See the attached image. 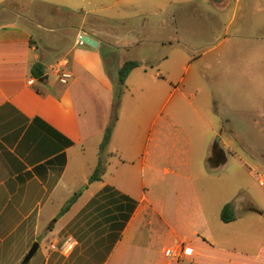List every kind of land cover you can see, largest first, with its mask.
I'll return each mask as SVG.
<instances>
[{
    "label": "crops",
    "instance_id": "crops-1",
    "mask_svg": "<svg viewBox=\"0 0 264 264\" xmlns=\"http://www.w3.org/2000/svg\"><path fill=\"white\" fill-rule=\"evenodd\" d=\"M157 1L160 0H0V264H15L18 259L14 254L21 253L33 238L38 239L42 211L50 213L48 218L52 219L43 229L47 253L40 252L39 242L27 264H264V244L252 253L235 251L216 246L210 235L198 234L194 229L196 224L206 221L199 213L198 200L191 195L189 162L158 161L159 138H153L149 132L143 136L138 129L134 132L137 134L134 142L131 134H126V138L121 136L120 116L106 147L109 158L102 178L88 184L114 104L115 77L108 64L113 65L112 70H117V74L124 62L136 61L124 55L104 58L101 42L97 40L102 30L87 21L88 7L97 4L120 10L150 6ZM173 1L169 0L168 4L174 6ZM195 1L210 5L215 14L221 15L227 12L230 0H185L179 5H191ZM165 13L160 11L162 15ZM33 28L63 32L68 37V47L58 58L48 59L34 41ZM81 36L96 41L97 47L83 44ZM55 48L51 43L45 49ZM36 63L43 67L41 81L30 74ZM57 66L71 73L72 78L66 84L58 80ZM125 155L131 158L125 159ZM123 158L129 168L124 169ZM109 159L118 163L113 164ZM226 161L229 159L224 152L222 164ZM166 165L177 166L178 170ZM170 175L177 180H168L166 177ZM164 181H170L171 187L178 183L176 192L161 191L166 202L157 192H148ZM78 190L81 194L77 200L56 218ZM128 199L136 202L131 211L133 202L128 204ZM190 202L193 209L187 211L188 235L172 249L180 251V257L177 260L166 257L164 252L169 248H157L150 228L175 223L174 219L170 220L171 212L183 219L182 213ZM250 205L252 208L240 211L232 204L235 220L225 224L236 222L246 212L263 214L258 207ZM192 213L197 217L192 218ZM61 222L64 224L60 233L64 230L76 238L61 239L62 236L53 232L54 225ZM146 228L147 244L142 240V230ZM69 238L74 246L64 254L61 247ZM206 251L215 255L208 256ZM227 254L246 257L245 262Z\"/></svg>",
    "mask_w": 264,
    "mask_h": 264
},
{
    "label": "rangeland",
    "instance_id": "rangeland-1",
    "mask_svg": "<svg viewBox=\"0 0 264 264\" xmlns=\"http://www.w3.org/2000/svg\"><path fill=\"white\" fill-rule=\"evenodd\" d=\"M160 1L120 10L97 4L88 7L87 21L102 30L97 40L101 42L104 58L124 55L138 62V67L125 80L122 93L119 86L115 87L117 70L113 71V65L108 64L115 77L112 85L114 97L118 96L120 135L126 138V134H131L134 142L135 129L143 136L149 132L153 138H159L158 161H188L190 194L198 200L199 213L206 221L196 224L194 229L202 236L210 235L216 246L252 253L264 244V184L261 185L264 182V0H230L227 12L221 15L201 1L184 6L179 4L185 0H174V6L168 4L169 0ZM161 10L166 13L160 14ZM142 28L149 31L143 33L139 30ZM32 35L41 54L51 60L58 58L69 45L63 32L33 28ZM51 43L57 48L47 51L45 48ZM214 143L223 148L229 159L218 168H211L206 161ZM105 154L104 166L109 158L106 150ZM126 158L131 157L125 155ZM124 163V169L130 167L128 161ZM166 166L178 170L177 166ZM180 169L183 174V167ZM168 182H159L158 188L148 192L160 196L164 190L176 192L178 183L172 189ZM129 199L128 204L135 202ZM162 199L167 201L165 195ZM172 199L175 202V196ZM232 204L240 211L252 208L250 204H253L263 214L246 212L227 225L221 220V213L226 205ZM188 206L182 213L183 219L171 212L170 220L175 222L171 226L159 224L150 228L159 250L174 249L180 239L187 237L190 220L186 219L193 202ZM49 215L42 211L38 239L33 238L21 253L14 254L18 259L15 264H22L32 246L39 242L40 252L47 253L43 229L52 220ZM191 217L197 216L192 213ZM63 224L54 225L53 232L62 236L61 239L76 238L64 230L60 233ZM148 233L147 228L142 230L145 244ZM206 252L208 256L215 255ZM62 253L68 254L63 250ZM227 255L245 262L246 257Z\"/></svg>",
    "mask_w": 264,
    "mask_h": 264
},
{
    "label": "trees",
    "instance_id": "trees-1",
    "mask_svg": "<svg viewBox=\"0 0 264 264\" xmlns=\"http://www.w3.org/2000/svg\"><path fill=\"white\" fill-rule=\"evenodd\" d=\"M138 67V62L136 61H126L122 64V66L119 68L118 72H117V82H116V86L120 87V93H122L121 88L124 86L125 80L128 77L129 73ZM30 74L34 79H41L44 75V71H43V67L40 63H36L31 67L30 70ZM115 94V93H114ZM115 102L113 104L112 107V112L110 115V119L108 122V125L105 129L104 132V136H103V140L102 143L100 144V148H99V159H98V164L95 168V170L93 171V173L89 176L88 178V184L96 182V181H100L102 178V175L104 173V158L106 156L105 154V150L106 147L108 145L111 133L113 131V128L115 126V122L117 121V105H118V96L114 97ZM70 144V143H69ZM81 194V190H78L77 192H75L65 203L64 207L62 208L61 212H60V216H62L63 214H65L69 208L72 206V204L77 200V198L79 197V195ZM131 202V201H130ZM134 208V203H132L130 211ZM231 208L229 205H226L221 213V220L224 223H228L234 220V216H232L231 213ZM129 215V214H128ZM128 218V216H127Z\"/></svg>",
    "mask_w": 264,
    "mask_h": 264
},
{
    "label": "built area",
    "instance_id": "built-area-1",
    "mask_svg": "<svg viewBox=\"0 0 264 264\" xmlns=\"http://www.w3.org/2000/svg\"><path fill=\"white\" fill-rule=\"evenodd\" d=\"M60 67L61 66H57L55 68L57 70L56 72L58 75V80L60 81L61 84H66L72 78V75L71 73L67 71L60 70ZM262 184H264V182H261V185ZM73 246H74V243L69 238V239H66L65 243L61 247V250H63L65 253H69L72 250ZM164 255L166 257H170V258L177 260L180 257V251L176 252V251H173L172 249H166L164 252Z\"/></svg>",
    "mask_w": 264,
    "mask_h": 264
},
{
    "label": "water",
    "instance_id": "water-1",
    "mask_svg": "<svg viewBox=\"0 0 264 264\" xmlns=\"http://www.w3.org/2000/svg\"><path fill=\"white\" fill-rule=\"evenodd\" d=\"M79 39H80V41L83 44L89 45V46H91L93 48H96L97 47V43L95 41H93L92 39H90V38H87L85 36H81ZM41 80L42 79H39V81H41ZM208 163L211 166V168H215L216 167V164H217L215 161H209V160H208ZM37 249H38V245L37 244H34L32 246V248H31V250L26 255V257L24 258L22 264H27L28 261L32 258V256L34 255V253L36 252Z\"/></svg>",
    "mask_w": 264,
    "mask_h": 264
},
{
    "label": "flooded vegetation",
    "instance_id": "flooded-vegetation-1",
    "mask_svg": "<svg viewBox=\"0 0 264 264\" xmlns=\"http://www.w3.org/2000/svg\"><path fill=\"white\" fill-rule=\"evenodd\" d=\"M209 161H215L217 165L222 164L224 161V151L221 149L219 144L216 143L213 145Z\"/></svg>",
    "mask_w": 264,
    "mask_h": 264
}]
</instances>
